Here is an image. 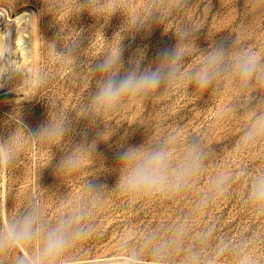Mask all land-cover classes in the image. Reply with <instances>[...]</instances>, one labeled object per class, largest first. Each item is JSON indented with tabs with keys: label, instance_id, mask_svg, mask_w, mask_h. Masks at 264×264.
I'll list each match as a JSON object with an SVG mask.
<instances>
[{
	"label": "rangeland",
	"instance_id": "374dc122",
	"mask_svg": "<svg viewBox=\"0 0 264 264\" xmlns=\"http://www.w3.org/2000/svg\"><path fill=\"white\" fill-rule=\"evenodd\" d=\"M76 2L48 0L45 6L42 0H0V29L9 26L13 40V13L29 8L38 36L34 68L0 81V139L26 136L29 130L64 113L75 128L53 147L35 142L18 145L19 159L0 174V228H7L33 201L44 210L47 221L53 222L61 206L68 208L87 195L90 182L106 186L101 189L94 228L66 253L64 264H140L146 234L163 239L176 225L187 227L191 236L175 252L172 264H184L186 257L193 256L199 264H247L249 260L264 264V214L241 204L243 193L264 172V143H240L255 113L233 110L237 101L227 80L207 90L181 82L168 95L126 101L103 119L104 126L88 127V121L79 115L95 88L91 69L119 43L120 30L127 29V25L122 27L123 14L135 15L149 0H118L122 13L111 18L107 8L97 17L77 14ZM154 2L159 8L164 0ZM190 24L200 27L195 38L199 52L190 53L185 70L198 65L203 58L200 53L219 43L233 51L254 50L264 56V9H253L250 0H190L189 7L168 16L164 28L154 25L150 32L121 33L125 68L138 49L145 53L142 66L154 64L159 52L177 44V27ZM73 42L78 49L72 62H65L62 56ZM9 48L11 57L0 69L5 77L18 61L13 42ZM104 128L103 140L97 142L93 155H85L78 171H56L63 156L83 140L82 132H87L91 143ZM169 134L178 139L177 156L192 139H198L206 150L205 165L188 191L174 197L158 194L134 199L115 187L121 172L119 153ZM221 172L234 176L229 193L201 206L210 180ZM202 230L208 236L199 240L197 234ZM38 247L37 243L33 250ZM21 252L31 264L29 250L22 247ZM0 264L12 261L0 256Z\"/></svg>",
	"mask_w": 264,
	"mask_h": 264
},
{
	"label": "clouds",
	"instance_id": "9594fccd",
	"mask_svg": "<svg viewBox=\"0 0 264 264\" xmlns=\"http://www.w3.org/2000/svg\"><path fill=\"white\" fill-rule=\"evenodd\" d=\"M47 4L48 0H42ZM253 9H264V0H250ZM190 6V0H164L158 8L154 0H149L145 8L131 17H125L120 30L121 39L114 50L98 58L91 71L96 76L95 88L83 107L80 119L88 121V127L103 125V119L124 107L126 101L147 100L155 95L170 94L178 83L184 82L198 90L217 87L222 81L233 85L236 106L233 110L254 112L251 123L243 130L242 146L264 143V56L254 50L233 51L223 43L200 53L201 62L185 70L190 53L199 52L196 47V24L181 25L176 29L177 44L158 53L154 64L142 66L144 50L138 49L128 60L125 68L124 48L121 33L131 34L145 30L150 32L154 25L165 26L169 15L175 10ZM110 11V18L122 13L118 0H77V14L87 12L90 16L101 15L103 9ZM109 18V19H110ZM108 19V20H109ZM107 20V21H108ZM121 27V29H122ZM78 49L73 42L68 53L62 56L65 62H72V55ZM11 57L9 47L0 48V65H6ZM21 74L15 69L5 77L0 72V81L12 80ZM44 81L41 80V83ZM104 126V125H103ZM75 131L74 123L67 113L28 131L26 136H9L0 139V174L16 163L21 155L18 145L37 143L55 146L62 143ZM105 128L97 133V139L87 142V132L81 133L83 140L60 160L56 169L65 173L78 171L85 155H93L97 142L103 140ZM178 139L169 134L150 142L148 139L139 146H129L119 153L121 170L115 187H119L131 198L153 197L158 194L170 197L188 191L203 169L207 153L198 139L186 142L177 156ZM234 176L225 172L217 173L203 194L201 206H209L227 195ZM104 185L86 186L85 197L72 203L68 208L61 206L55 220L49 223L44 210L31 202L23 209L7 228H0V256L7 257L12 264H29L24 259L21 248L29 250L31 264H64L66 253L74 245L90 235L94 228L93 217L99 204ZM241 204L246 209L264 214V172L259 173L241 196ZM191 233L182 225L173 226L166 238L149 233L145 236V250L139 257L140 264H172L175 252L183 248ZM208 236L207 230L197 234V239ZM39 244L38 249L33 246ZM184 264H199L198 259L186 257ZM247 264H253L251 260Z\"/></svg>",
	"mask_w": 264,
	"mask_h": 264
},
{
	"label": "bare ground",
	"instance_id": "6f19581e",
	"mask_svg": "<svg viewBox=\"0 0 264 264\" xmlns=\"http://www.w3.org/2000/svg\"><path fill=\"white\" fill-rule=\"evenodd\" d=\"M11 20L16 27L13 40L10 37L11 33L9 32V26L0 29V48H4L6 46L9 47L13 42V52L18 56L15 69H20L21 73H23L25 70H32L35 64L36 43L38 36L36 37L33 12L29 8H21L13 13ZM2 68H4V65H0V69Z\"/></svg>",
	"mask_w": 264,
	"mask_h": 264
}]
</instances>
